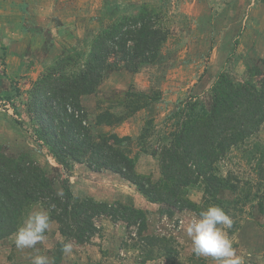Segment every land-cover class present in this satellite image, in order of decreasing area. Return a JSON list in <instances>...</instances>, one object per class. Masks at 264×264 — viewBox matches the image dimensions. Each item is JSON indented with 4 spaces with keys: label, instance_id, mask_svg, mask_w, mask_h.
I'll return each instance as SVG.
<instances>
[{
    "label": "rangeland",
    "instance_id": "rangeland-1",
    "mask_svg": "<svg viewBox=\"0 0 264 264\" xmlns=\"http://www.w3.org/2000/svg\"><path fill=\"white\" fill-rule=\"evenodd\" d=\"M104 1L154 7L160 14L159 23L169 30L156 63L145 65L134 74L115 70L94 94L81 98L91 134L95 138L110 133L131 137L130 150L134 156L139 153L135 140L144 132L150 135L147 142L152 146L159 135L172 130L168 116L181 102L196 99L209 106L210 89L219 73L225 72L236 82L246 80L249 66L256 65L264 73V60L251 56L257 46L256 36L264 41V0H0V146L3 153L13 157L26 154L52 180L57 193L67 180L78 197L132 203L142 197L119 176L107 171L94 173L78 164L71 171L58 165L44 145L35 143L28 118V97L34 82L64 51L80 49L83 41H89L97 32L96 17ZM127 92H143L160 99L126 117L132 109L129 104L126 110ZM107 111L114 116L113 120H125L110 127L96 125V116ZM262 149L264 125L251 139L231 150L220 164L221 173L232 174L243 189L237 205L236 194L232 192H222L220 197L230 202L229 207L222 209L233 220L232 228L224 230L245 264H264V218L256 204V197L264 199V179L257 175L258 169L264 171ZM136 170L151 175L154 181L159 178L157 161L148 155H139ZM245 191H250L248 198ZM191 199L200 203V193L193 194ZM39 210L42 209L35 206L29 212ZM159 216L151 217L152 226L158 223ZM195 217L194 213L184 211L169 226L164 225L168 230L166 236H173L182 248L178 264H192L188 262L192 251L186 228ZM98 225L102 236L95 238L91 245L70 242L73 252L63 254L60 264H139L141 254L137 249L121 245L122 240L128 245L135 243L126 239V229L125 236L118 239L115 224L101 219ZM45 236L36 249H17L15 235L1 240L0 264H31V257L37 254L50 257V251L62 241L56 223H50ZM205 260L206 264H214L210 258ZM146 264L167 262L155 258Z\"/></svg>",
    "mask_w": 264,
    "mask_h": 264
},
{
    "label": "trees",
    "instance_id": "trees-1",
    "mask_svg": "<svg viewBox=\"0 0 264 264\" xmlns=\"http://www.w3.org/2000/svg\"><path fill=\"white\" fill-rule=\"evenodd\" d=\"M159 17L154 7L104 1L96 17L97 32L89 41H83L80 49L64 51L29 91L27 110L34 141L44 145L67 171L78 164L94 173L107 171L119 176L146 201L158 205L162 217L172 218L182 211L198 216L213 205L229 207L230 202L220 197L226 191L236 194L237 205L243 189L232 174L221 173L220 164L264 125V73L256 65L247 67L243 82L219 73L210 89L209 106L196 99L181 102L168 116L172 130L159 135L152 146L147 142L150 135L144 132L135 140L139 153L134 156L131 137L110 133L95 138L91 134L81 98L94 94L115 70L134 74L158 61L169 35ZM159 99L143 92H127L126 110L129 104L132 109L126 117ZM113 117L108 111L98 114L95 124L110 127L125 120ZM141 154L157 161V180L137 172ZM257 175L264 179L262 168ZM191 191L200 193V203L189 198ZM245 196L248 198L250 191H245ZM256 198L258 212L264 218V199ZM35 206L49 212L62 238L49 254L54 264L61 262L64 243L91 245L100 238L101 219L125 226L126 239L135 243L128 245L122 240L121 245L137 249L141 254L139 264L155 258L178 264L182 248L173 236L147 233V212L120 201L78 197L67 180L57 193L52 180L26 154L7 156L0 146V241L14 235ZM188 262L206 264L204 258L193 253Z\"/></svg>",
    "mask_w": 264,
    "mask_h": 264
},
{
    "label": "clouds",
    "instance_id": "clouds-1",
    "mask_svg": "<svg viewBox=\"0 0 264 264\" xmlns=\"http://www.w3.org/2000/svg\"><path fill=\"white\" fill-rule=\"evenodd\" d=\"M50 223L48 211L29 212L14 233V246L20 250L36 249V245L46 239L45 233ZM232 226L233 220L219 206H209L201 211L186 228V236L191 242L193 255L197 258H210L214 264H245L243 257L237 255L232 241L224 230L231 229ZM61 252L66 256L71 255L73 244L64 243ZM31 264H54V260L47 255L37 254L31 257Z\"/></svg>",
    "mask_w": 264,
    "mask_h": 264
},
{
    "label": "crops",
    "instance_id": "crops-1",
    "mask_svg": "<svg viewBox=\"0 0 264 264\" xmlns=\"http://www.w3.org/2000/svg\"><path fill=\"white\" fill-rule=\"evenodd\" d=\"M256 39H257L256 40L257 46L255 47L254 52H251V56H252V58H254L256 60H264V41H261V39H262L261 36H256ZM144 175H149V174H144ZM195 193H197V192L191 191L189 194V198L191 199V196H193V194H195ZM194 202H196V201H194ZM196 203H198V202H196ZM125 204H128L130 206H133L135 208H138V209H141V210L147 212V217H148L147 231L150 234L159 235V236L168 235V230L164 229V225L167 224L169 226L175 216L180 215L181 213L184 212V211H182L180 213H177L172 218H166V217L161 218L159 216L160 219L158 220V223L155 224L154 226H152L151 225V223H152L151 217L153 219V216L155 217V216H158V214H159L157 211L158 209L157 210L155 209V206H157L156 204L149 203L144 198L139 199L137 202H132V203L128 202ZM179 222L181 223V225H183V220H180ZM113 226H114V232H116L118 239L123 238L125 236L124 225L121 223H118V224H115Z\"/></svg>",
    "mask_w": 264,
    "mask_h": 264
}]
</instances>
